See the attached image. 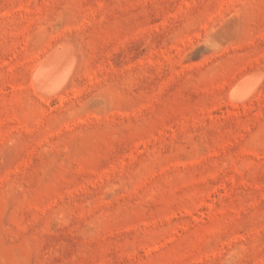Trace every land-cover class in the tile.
<instances>
[{
  "label": "rangeland",
  "instance_id": "obj_1",
  "mask_svg": "<svg viewBox=\"0 0 264 264\" xmlns=\"http://www.w3.org/2000/svg\"><path fill=\"white\" fill-rule=\"evenodd\" d=\"M0 264H264V0H0Z\"/></svg>",
  "mask_w": 264,
  "mask_h": 264
},
{
  "label": "bare ground",
  "instance_id": "obj_2",
  "mask_svg": "<svg viewBox=\"0 0 264 264\" xmlns=\"http://www.w3.org/2000/svg\"><path fill=\"white\" fill-rule=\"evenodd\" d=\"M73 52L68 46L55 48L50 54H46L47 57L45 56L33 65L30 72V83L37 94L43 97H56V95L63 92L62 90L67 87L70 73L76 64ZM253 88V83L239 80L231 87V99L234 102H242L248 97Z\"/></svg>",
  "mask_w": 264,
  "mask_h": 264
}]
</instances>
